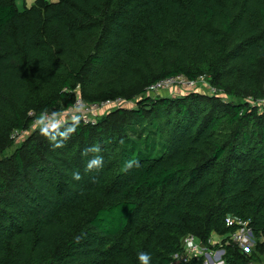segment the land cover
Returning <instances> with one entry per match:
<instances>
[{
    "label": "trees",
    "instance_id": "1",
    "mask_svg": "<svg viewBox=\"0 0 264 264\" xmlns=\"http://www.w3.org/2000/svg\"><path fill=\"white\" fill-rule=\"evenodd\" d=\"M79 98L117 107L43 123ZM229 216L226 264H264V0H0V264H170Z\"/></svg>",
    "mask_w": 264,
    "mask_h": 264
},
{
    "label": "built area",
    "instance_id": "2",
    "mask_svg": "<svg viewBox=\"0 0 264 264\" xmlns=\"http://www.w3.org/2000/svg\"><path fill=\"white\" fill-rule=\"evenodd\" d=\"M176 84L190 86L196 85L195 82L185 81L182 77H176L162 80L151 86L149 90L158 91ZM77 106H80L82 109L84 108L83 110H86L82 118L86 122H89L92 120V118L89 117L90 109L94 110L95 108L101 106V104H86L81 98H79L77 101ZM226 224L230 227L236 226V229L231 234H229L231 240L238 244L244 250V252L250 253L253 247V240L251 232L252 229L249 226V222L240 218L229 216L226 219ZM213 244L214 242L211 237L207 240V242H204L194 234H187L182 239V250L173 256V260L170 264H190L193 261L196 262V260L199 257H203V255L211 257V252L205 251L209 250L211 247H214Z\"/></svg>",
    "mask_w": 264,
    "mask_h": 264
},
{
    "label": "rangeland",
    "instance_id": "3",
    "mask_svg": "<svg viewBox=\"0 0 264 264\" xmlns=\"http://www.w3.org/2000/svg\"><path fill=\"white\" fill-rule=\"evenodd\" d=\"M34 0H17V5L20 9H23L26 5L30 6ZM201 92V93H210L213 91L212 87H210L209 82L206 79L201 80L198 83V86H190V85H172L170 87H166L163 89H160L158 91H155L157 95L161 94H170L171 96H178V95H187L190 92ZM130 102H125V101H119L118 106H130ZM117 106L114 105L112 107H104V106H99L97 108L90 109L89 111V117L97 118L100 116H104L108 114L112 109L116 108ZM84 109V108H83ZM82 108L78 109H71V110H64L62 113L53 116V117H46L43 119V123L49 124V125H55V124H60L61 122H65L68 120H72L75 118L82 117L85 113L86 110H83ZM76 116V117H75ZM20 141V140H19ZM19 141H16L18 143ZM14 149H11L9 153H11ZM232 217V216H231ZM250 226V225H249ZM252 229V227H250ZM252 232V231H251ZM214 244V247H211L209 250L205 252H211V257H207L206 255H203V257H199L195 264H226V260L224 258L225 251L223 246L225 244H229L233 242L230 238L229 235H222V234H213L211 236ZM254 246V243H253ZM219 247V248H216ZM253 248V247H252Z\"/></svg>",
    "mask_w": 264,
    "mask_h": 264
},
{
    "label": "clouds",
    "instance_id": "4",
    "mask_svg": "<svg viewBox=\"0 0 264 264\" xmlns=\"http://www.w3.org/2000/svg\"><path fill=\"white\" fill-rule=\"evenodd\" d=\"M89 151L93 152V153H96V155L93 156V158H91L87 162L85 171L86 172H92L93 170H100L101 168H103L105 161H104L103 155L99 154L102 151L100 146L99 145L92 146L91 148L86 150L85 154H87V152H89ZM137 163L138 162H136V161H127L125 166H124L125 170L131 169ZM73 179H75V180L81 179L80 174L79 173H74L73 174ZM137 259L139 261V264H151L152 256L148 252L140 251L137 254Z\"/></svg>",
    "mask_w": 264,
    "mask_h": 264
}]
</instances>
